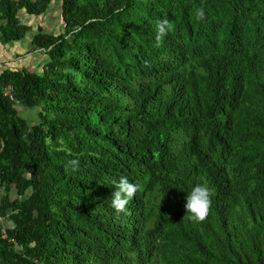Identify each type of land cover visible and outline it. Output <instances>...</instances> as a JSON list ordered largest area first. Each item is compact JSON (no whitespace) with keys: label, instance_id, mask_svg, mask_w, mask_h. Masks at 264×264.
<instances>
[{"label":"trees","instance_id":"16d2710c","mask_svg":"<svg viewBox=\"0 0 264 264\" xmlns=\"http://www.w3.org/2000/svg\"><path fill=\"white\" fill-rule=\"evenodd\" d=\"M25 39L48 61L0 71V264H264V0H1Z\"/></svg>","mask_w":264,"mask_h":264},{"label":"clouds","instance_id":"9594fccd","mask_svg":"<svg viewBox=\"0 0 264 264\" xmlns=\"http://www.w3.org/2000/svg\"><path fill=\"white\" fill-rule=\"evenodd\" d=\"M197 16L198 18L204 16L202 9L197 10ZM173 28V22L167 17L161 18L156 22L155 40L157 45L165 39ZM65 167L71 168L72 171H78L81 167V161L79 158H72L68 160ZM111 185L114 191L108 200H110V206L117 214H120L126 211L127 205L135 197L140 186L124 175H121L118 180L112 179ZM187 193L185 203L186 216H189V218L195 222H202L208 216L212 206L213 192L211 187L207 184L197 183Z\"/></svg>","mask_w":264,"mask_h":264},{"label":"rangeland","instance_id":"374dc122","mask_svg":"<svg viewBox=\"0 0 264 264\" xmlns=\"http://www.w3.org/2000/svg\"><path fill=\"white\" fill-rule=\"evenodd\" d=\"M54 15L49 17H28L23 16V21L34 27V31L38 29V25H45L49 27L54 26ZM56 20V17H55ZM55 29L58 30L57 27ZM0 44V71H2L3 66L7 68H27L31 71L41 72L43 65L48 61L47 55L41 50H34L30 44V41L25 39L19 43H13L2 48ZM2 49V50H1ZM14 52V54H13ZM8 53V54H7ZM19 54V56L13 57V55ZM7 56H12V61H5ZM35 115V112H32ZM6 226V223L4 224Z\"/></svg>","mask_w":264,"mask_h":264},{"label":"built area","instance_id":"2783aa9c","mask_svg":"<svg viewBox=\"0 0 264 264\" xmlns=\"http://www.w3.org/2000/svg\"><path fill=\"white\" fill-rule=\"evenodd\" d=\"M12 91H13V88L11 86H7L3 89V94L5 97L9 98L12 102H16ZM2 222H4V218H0V223Z\"/></svg>","mask_w":264,"mask_h":264},{"label":"crops","instance_id":"0c3cea01","mask_svg":"<svg viewBox=\"0 0 264 264\" xmlns=\"http://www.w3.org/2000/svg\"><path fill=\"white\" fill-rule=\"evenodd\" d=\"M8 46V45H7ZM4 47V46H3ZM2 47V48H3ZM2 50V49H1ZM8 54V53H7ZM13 54H14V52H13ZM16 54V53H15ZM1 55V54H0ZM15 56H19V54H16V55H13V57H15ZM5 61H12V56H7V59L5 60Z\"/></svg>","mask_w":264,"mask_h":264}]
</instances>
